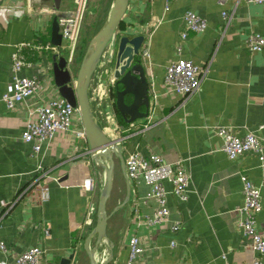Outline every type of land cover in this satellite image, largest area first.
I'll list each match as a JSON object with an SVG mask.
<instances>
[{
	"label": "crops",
	"instance_id": "0c3cea01",
	"mask_svg": "<svg viewBox=\"0 0 264 264\" xmlns=\"http://www.w3.org/2000/svg\"><path fill=\"white\" fill-rule=\"evenodd\" d=\"M71 8L72 0H0V97L13 91L11 55L20 43L29 45L21 51L27 65L20 76L40 83L36 94L13 109L0 101V241L7 249L0 253V264H15L19 255L35 246L44 251L41 264H58L70 255L74 256L71 264H89L84 243L93 227H85L84 222L89 204H97L104 174L98 161L103 159L93 157L87 140L79 141L71 132H57L37 154L32 144L21 140L27 123L37 122L38 107L52 99L63 100L52 67L55 56L66 52L59 55L39 47L55 46L53 21ZM186 11L204 18L207 28L188 32L182 39ZM118 32L144 36V41L149 38V58L143 64L152 111L144 120L120 125L115 104L106 95L104 67L99 64L89 88L94 116L109 136L118 139L124 162L132 153L156 154L168 164L181 159L190 171L191 183L185 201L173 196L171 184L164 183L170 209L167 225L178 224V230L146 224L136 230L135 203L142 216H151L156 202L142 204L148 187L130 181L125 166L115 158L108 201L113 207L107 210L109 241L98 250V263L112 255L108 264H125L128 239L134 232L144 248L137 264H252L259 254L239 226L244 218L240 176L259 188L262 208L256 227L260 228L264 224L261 170L252 153L229 160L216 132L225 128L237 137L250 132L264 146V47L256 53L246 48L250 33L264 37V5L249 0H227L224 5L217 0H173L166 10L165 0H129ZM81 52L80 44L69 64L71 72L78 69ZM177 60L192 61L203 71L198 91L186 100L164 81L166 67ZM78 120L75 127L84 131ZM88 178L96 183L94 193L82 187ZM126 180L130 198L119 208ZM42 186L48 190L45 201L39 197Z\"/></svg>",
	"mask_w": 264,
	"mask_h": 264
},
{
	"label": "built area",
	"instance_id": "2783aa9c",
	"mask_svg": "<svg viewBox=\"0 0 264 264\" xmlns=\"http://www.w3.org/2000/svg\"><path fill=\"white\" fill-rule=\"evenodd\" d=\"M90 0H72V8L65 14L59 15L56 22L61 35V45L39 47L51 50L55 54L62 55L66 52L64 58L67 66L73 61L78 48L80 30L85 18ZM173 0H165V9ZM227 0H217L219 5H224ZM249 2L264 5V0H249ZM223 18L227 17L222 12ZM185 25V32L181 34V38L185 39L188 32L201 33L207 28V22L204 18L196 15L191 11H186L182 17ZM117 35H115L105 48L99 64L104 67L103 75L105 82L108 83L107 98L114 105V100L110 96L113 89L115 79L113 77L114 69L112 66L113 57L115 55V43ZM148 39L144 41V47L141 50V57L149 58ZM29 46L26 43L16 45L15 52L11 55L13 84L12 93L5 94L0 97L8 109H13L15 105L27 98L32 97L40 89V83L36 78H26L20 76V72L27 63L21 55L22 49ZM264 47V37L259 34L250 33L246 38V48L250 53L260 52ZM64 55V54H63ZM203 71L202 69L189 60H177L166 67L165 84L171 88L176 94L180 95L183 100L188 99L196 93L200 87ZM154 99L156 97H153ZM37 122L27 123L21 134V140L25 143L32 144L34 154L39 153L44 143H50L57 132H71L77 140L86 141V135L83 130L75 127L76 121L80 118L78 109L72 107L64 100H50L47 105L40 106L36 110ZM152 111L151 101L149 113ZM78 120V121H79ZM217 136L222 138V151L229 160H234L245 153H252L257 157L261 170V186L264 187V146L261 141L253 133H247L243 137L233 135L228 129H217ZM118 145V144H117ZM125 172L127 178L134 183H144L148 187V191L142 198V204H146L151 200H155L156 208L151 216H142L135 203L133 208V218L135 229L138 230L146 224L149 228H157L167 226L169 231L175 232L180 228L178 224L168 226V218L170 209L168 207V192L164 188V183L172 186L171 194L179 201L186 200V193L191 183V174L185 166L184 160H177L174 163H165L159 155L150 154L147 157L139 153H132L125 159ZM240 180L243 184L244 205L240 211L244 214L239 226L243 231V235L250 240L251 248L259 254L252 264H261L264 258V224L256 227V217L261 211V197L259 188H257L246 176L241 175ZM82 187L87 192L94 193L96 191V183L93 178L84 181ZM39 197L41 201L48 198V190L46 186L39 188ZM97 204L91 202L88 207L85 227H93L96 219ZM1 221V213H0ZM48 236V231H44ZM172 242L170 247H174ZM128 257L125 264H137L140 257L144 253L143 245L136 233H132L128 239ZM6 245L0 241V253H6ZM43 249L35 246L28 248L15 259V264H41ZM103 262V261H102ZM101 262V263H102ZM73 264H78L74 261Z\"/></svg>",
	"mask_w": 264,
	"mask_h": 264
},
{
	"label": "water",
	"instance_id": "95a60500",
	"mask_svg": "<svg viewBox=\"0 0 264 264\" xmlns=\"http://www.w3.org/2000/svg\"><path fill=\"white\" fill-rule=\"evenodd\" d=\"M56 2L58 0H55ZM129 4V0H113L107 19L90 41L78 69L71 72L64 56H55L53 62V79L58 88L60 97L78 109L82 126L89 145L90 153L95 158H102L99 162L104 169V182L98 194L95 224L85 239L84 250L89 264H99L96 255L103 244L108 243L107 223L109 213L108 201L113 192V177L115 158L125 166L124 158L119 151L118 139L109 136L99 125L91 109L89 88L92 77L99 65L103 52L112 38L117 35L115 43V55L112 66L114 69V104L122 121L132 124L148 117L150 97L149 81L146 76L144 60L141 57V47L144 36L122 35L118 32ZM59 28L54 19L52 24V43L60 46L62 39ZM130 184L126 180V194L119 208L124 207L130 198ZM74 256L62 258L58 264H71ZM112 259L110 255L103 263L108 264Z\"/></svg>",
	"mask_w": 264,
	"mask_h": 264
},
{
	"label": "rangeland",
	"instance_id": "374dc122",
	"mask_svg": "<svg viewBox=\"0 0 264 264\" xmlns=\"http://www.w3.org/2000/svg\"><path fill=\"white\" fill-rule=\"evenodd\" d=\"M113 0H90L85 19L82 24L78 45L82 47L81 59L90 43L104 25L112 6ZM80 63V60L79 62ZM79 66V64H78ZM102 174V173H101ZM103 182H104V174ZM103 182L101 185H103ZM102 187V186H101ZM113 204L108 202L107 210H111ZM105 261V260H104ZM87 262V260H86ZM102 262V261H101ZM103 263V262H102Z\"/></svg>",
	"mask_w": 264,
	"mask_h": 264
},
{
	"label": "trees",
	"instance_id": "16d2710c",
	"mask_svg": "<svg viewBox=\"0 0 264 264\" xmlns=\"http://www.w3.org/2000/svg\"><path fill=\"white\" fill-rule=\"evenodd\" d=\"M119 26H120V25H119ZM118 29H119V27H118ZM110 96H111V98L114 100L113 89H112V91L110 92ZM115 111H116V117H118L119 124L122 125V126H126V125H128V124H125V123L122 121V118L120 117L119 113L117 112L116 107H115Z\"/></svg>",
	"mask_w": 264,
	"mask_h": 264
},
{
	"label": "bare ground",
	"instance_id": "6f19581e",
	"mask_svg": "<svg viewBox=\"0 0 264 264\" xmlns=\"http://www.w3.org/2000/svg\"><path fill=\"white\" fill-rule=\"evenodd\" d=\"M111 7V6H110Z\"/></svg>",
	"mask_w": 264,
	"mask_h": 264
}]
</instances>
